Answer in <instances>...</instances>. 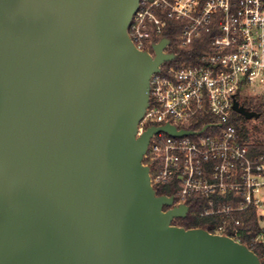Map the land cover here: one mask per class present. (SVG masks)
Instances as JSON below:
<instances>
[{"label": "water", "instance_id": "water-1", "mask_svg": "<svg viewBox=\"0 0 264 264\" xmlns=\"http://www.w3.org/2000/svg\"><path fill=\"white\" fill-rule=\"evenodd\" d=\"M138 2L0 0V264H260L173 225L188 207L150 184L152 135L193 132L136 136L150 77L174 59L168 40L153 58L130 41Z\"/></svg>", "mask_w": 264, "mask_h": 264}, {"label": "built area", "instance_id": "built-area-1", "mask_svg": "<svg viewBox=\"0 0 264 264\" xmlns=\"http://www.w3.org/2000/svg\"><path fill=\"white\" fill-rule=\"evenodd\" d=\"M127 33L152 58L162 40L173 60L193 47L197 54L195 63L164 62L150 77L136 136L165 125L193 132L152 135L142 161L152 188L169 186L173 206L188 211L202 199L198 216L219 219L207 232L239 243L238 215L253 209L260 230L250 245L263 248L264 264V155L251 153L233 122L234 101L243 107L245 97L264 94V0H139Z\"/></svg>", "mask_w": 264, "mask_h": 264}, {"label": "trees", "instance_id": "trees-1", "mask_svg": "<svg viewBox=\"0 0 264 264\" xmlns=\"http://www.w3.org/2000/svg\"><path fill=\"white\" fill-rule=\"evenodd\" d=\"M192 51H195L194 54L188 53L187 56H184V58H180V56L177 58V62L180 63L183 59L189 63H195L197 62V54H196V48L193 47L191 49ZM186 55V54H185ZM247 97L244 98L243 101V107L249 111L257 113L254 109H248L246 107L247 103ZM240 132V131H239ZM242 132V131H241ZM240 132V133H241ZM243 139H249V136L242 132L241 134ZM251 153L253 155H264V144L259 141H253L251 146ZM156 195L158 196H169L172 194V189L169 186H161L154 188ZM202 199H196L193 200V202L188 203L189 205V211L184 219H180V222L177 223V226L183 227L185 229H192V228H200L208 232H212L214 225L219 221L218 218H205L198 216L197 212L203 205ZM167 207L164 208L166 210ZM242 222H243V228L241 233V244L245 245L250 249L252 252H254L257 256L260 255V253L263 251V248L261 246H251L250 240L255 237L259 233V224L257 221V218L255 216V213L253 209L248 210L245 213L238 215ZM201 220H205L201 222ZM175 225V224H173Z\"/></svg>", "mask_w": 264, "mask_h": 264}, {"label": "rangeland", "instance_id": "rangeland-1", "mask_svg": "<svg viewBox=\"0 0 264 264\" xmlns=\"http://www.w3.org/2000/svg\"><path fill=\"white\" fill-rule=\"evenodd\" d=\"M172 50L177 52L176 48H172ZM177 63V60H173L165 63L164 67L168 65H176ZM246 99L248 100L246 107L248 109L256 110L258 116L246 119L242 115L234 113L233 122L240 132L242 131L249 136V139H247L249 143H253V141L257 140L264 144V94L248 96ZM242 132L240 134H242ZM203 221L205 220H201V222ZM178 222H180V218L174 219L172 224L177 226Z\"/></svg>", "mask_w": 264, "mask_h": 264}]
</instances>
